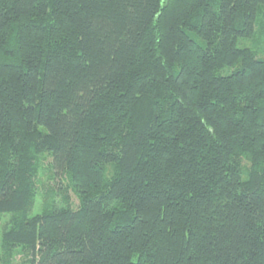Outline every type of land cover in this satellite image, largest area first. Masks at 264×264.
Instances as JSON below:
<instances>
[{
	"label": "trees",
	"instance_id": "trees-1",
	"mask_svg": "<svg viewBox=\"0 0 264 264\" xmlns=\"http://www.w3.org/2000/svg\"><path fill=\"white\" fill-rule=\"evenodd\" d=\"M2 214L0 264H264V0H0Z\"/></svg>",
	"mask_w": 264,
	"mask_h": 264
},
{
	"label": "rangeland",
	"instance_id": "rangeland-1",
	"mask_svg": "<svg viewBox=\"0 0 264 264\" xmlns=\"http://www.w3.org/2000/svg\"><path fill=\"white\" fill-rule=\"evenodd\" d=\"M51 162V158L47 156L46 154V159L44 160V166L41 168L40 173H39V193L38 196L36 197V205H35V213H39L42 211L43 207V199L45 195V186H51L53 184H56L58 186V183L60 182L59 179H53L49 178L47 173L45 172V169L48 168L47 166ZM45 167V168H44ZM72 204L73 206L77 207L79 205V199L77 194L71 190L69 192ZM11 219L10 214H2L0 216V245H1V240H2V233H3V226L6 224L9 220ZM28 257L24 254L22 249H18V251L14 254V256L11 258V260L7 264H29L28 263Z\"/></svg>",
	"mask_w": 264,
	"mask_h": 264
}]
</instances>
